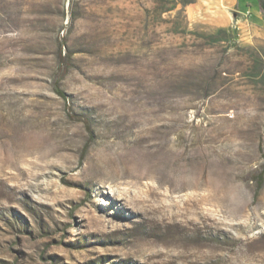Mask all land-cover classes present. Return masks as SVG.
<instances>
[{"label":"rangeland","instance_id":"374dc122","mask_svg":"<svg viewBox=\"0 0 264 264\" xmlns=\"http://www.w3.org/2000/svg\"><path fill=\"white\" fill-rule=\"evenodd\" d=\"M261 3L0 0V264H264Z\"/></svg>","mask_w":264,"mask_h":264},{"label":"trees","instance_id":"16d2710c","mask_svg":"<svg viewBox=\"0 0 264 264\" xmlns=\"http://www.w3.org/2000/svg\"><path fill=\"white\" fill-rule=\"evenodd\" d=\"M262 7L264 8V3H261ZM54 89L55 91L60 95L62 96L63 98L65 99H68V94L66 93V91L61 87V84L58 80H56L54 82ZM73 117H78L76 115H72ZM81 118V116L79 117ZM87 127L89 128V131L91 132V136H90V139L89 141L87 142L86 146L88 147L93 139V131H92V128H91V125L90 123L87 121ZM261 178H263V175H261Z\"/></svg>","mask_w":264,"mask_h":264},{"label":"built area","instance_id":"2783aa9c","mask_svg":"<svg viewBox=\"0 0 264 264\" xmlns=\"http://www.w3.org/2000/svg\"><path fill=\"white\" fill-rule=\"evenodd\" d=\"M249 12V11H248Z\"/></svg>","mask_w":264,"mask_h":264}]
</instances>
